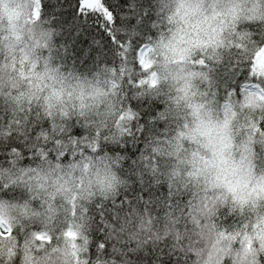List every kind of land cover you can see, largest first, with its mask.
<instances>
[{
	"label": "clouds",
	"instance_id": "clouds-1",
	"mask_svg": "<svg viewBox=\"0 0 264 264\" xmlns=\"http://www.w3.org/2000/svg\"><path fill=\"white\" fill-rule=\"evenodd\" d=\"M101 3L0 0V264H264V0Z\"/></svg>",
	"mask_w": 264,
	"mask_h": 264
},
{
	"label": "trees",
	"instance_id": "trees-1",
	"mask_svg": "<svg viewBox=\"0 0 264 264\" xmlns=\"http://www.w3.org/2000/svg\"><path fill=\"white\" fill-rule=\"evenodd\" d=\"M79 0H77V5ZM111 8V5L109 6ZM75 9L69 11V16L75 13ZM82 19H86V27L82 35L77 36L76 43L73 45L74 51L77 55L83 51L82 45L88 44V39L92 34L98 32L99 36L103 38L104 41L108 43L112 42V37L107 33V31L102 27L101 18L89 16L87 18L83 17V14H80ZM119 22V18H117ZM107 47V44L105 45Z\"/></svg>",
	"mask_w": 264,
	"mask_h": 264
},
{
	"label": "snow or ice",
	"instance_id": "snow-or-ice-1",
	"mask_svg": "<svg viewBox=\"0 0 264 264\" xmlns=\"http://www.w3.org/2000/svg\"><path fill=\"white\" fill-rule=\"evenodd\" d=\"M81 3L85 7L93 8L94 10H99L108 20H111V13L107 8H104L101 0H81Z\"/></svg>",
	"mask_w": 264,
	"mask_h": 264
}]
</instances>
